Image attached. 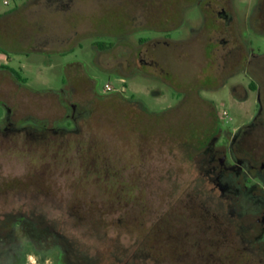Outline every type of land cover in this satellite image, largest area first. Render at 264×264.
<instances>
[{
    "label": "rangeland",
    "instance_id": "rangeland-1",
    "mask_svg": "<svg viewBox=\"0 0 264 264\" xmlns=\"http://www.w3.org/2000/svg\"><path fill=\"white\" fill-rule=\"evenodd\" d=\"M254 1L232 0L234 21L241 25L250 57L264 55V17H256L253 32L243 27L245 5ZM223 3L226 0H163L162 28L151 20L149 27L160 29L127 34L120 30L118 19L120 8L128 4L0 0V101L16 109L19 117L57 121L64 114V96L51 91L70 84L79 92L87 85L103 90L108 84L124 88V96L133 98L132 105L95 103L96 111L82 131L65 137L73 142L102 140L104 155L133 162L131 169L121 161L118 164L123 183L130 173L135 178L132 202L124 204L127 196H121L116 206L92 202L90 210L82 213L84 223H76L73 212L69 217L47 211L64 220L69 242L80 246L85 260L96 264H264L255 252L248 255L246 245L230 231L226 204L203 180L199 159L189 153L188 144H197L204 132L201 123L208 119L209 107L225 121L222 113H228L229 124L243 118L246 109L254 111V96L249 93L245 103L230 100L232 86L240 83L246 88L248 79L241 64L234 65L220 48L226 25L216 11ZM140 40L147 42L142 49ZM140 52L145 60L137 55ZM5 68L12 69L19 81L10 79ZM90 97L86 91L75 94L72 101L82 103ZM65 149L61 155L67 162L54 164L57 169L52 170L49 158L35 167L25 157H10L7 150L0 159V182L28 174L47 179V172L56 171L55 183L65 187L63 178L78 174L79 164L71 161L80 155L77 148ZM16 198L0 196V219L10 213L6 204L18 203ZM107 198L116 203L118 197ZM73 199L54 195L34 203L66 204ZM98 215L101 227L92 225ZM43 264H52V259Z\"/></svg>",
    "mask_w": 264,
    "mask_h": 264
},
{
    "label": "flooded vegetation",
    "instance_id": "flooded-vegetation-1",
    "mask_svg": "<svg viewBox=\"0 0 264 264\" xmlns=\"http://www.w3.org/2000/svg\"><path fill=\"white\" fill-rule=\"evenodd\" d=\"M109 1L129 5L120 8L122 17L118 19L120 30L124 33L142 34L152 29H160L166 20L162 9L163 0ZM233 7L232 0H226L216 11V17L224 20L226 25L223 28L226 38L219 39V43L234 65L241 64L248 84L244 88L240 83H235L230 91V100L232 103H245L249 93L254 96V111L250 113L251 110L246 109L243 118L229 124L228 113L225 121L218 112H213L209 107L208 119L201 123L203 134L197 139V144L190 142L188 146L192 151L189 152L191 158L199 159L198 168L203 180L213 190L218 191L219 199L226 204L229 215L226 225L230 231L235 232L239 243L246 245L244 249L246 252L248 250V255L255 252L258 257L264 258V55L250 57L249 44L240 35L241 25L234 21ZM257 16L260 19L264 17V0H255L245 5L244 29L255 31ZM151 20L160 28H156L153 23L154 27H149ZM145 45L147 42L140 40L139 48L142 49ZM137 55L145 60L144 53ZM4 70L11 75L10 79H18L12 69ZM120 81L124 83L123 78ZM86 91L91 97L85 102L72 101L75 94ZM124 91V88L115 87L104 91L87 85L79 92L72 84L58 91H51L54 95L64 96L61 102L64 114L53 123L21 118L16 109L0 101V159L7 156V150H11L10 157H25L35 167H39V164L49 158L53 163L49 168L52 170L57 169L54 164L67 162L66 157L62 158L61 155L63 149L77 148L80 154L71 161L79 164L78 174L71 178L62 175L65 177V187L55 183L54 179L57 177L54 176L58 173L56 171L47 172L48 180L33 174H28L25 178H2L0 196L14 195L18 203L13 207H10L13 204H6V211L10 213L4 214L0 219V264H35L32 263L35 262L32 258L42 264L47 258L52 259V264H96L94 261L85 260L80 246L71 245L64 229V220L49 216L47 211L66 213L69 217H77L76 223H84L87 220L82 213L90 210L92 202L100 203L99 206L103 205L102 202L104 205L116 206L121 196H127L124 204L135 199V178L130 173V176H126L129 182L123 183L118 167L121 161L131 169L132 161L104 155L105 145L99 139L93 142L65 140V137L82 131L83 126H86L85 122L96 111L93 106L95 103L132 105L133 98L124 96ZM22 153L26 155L23 156ZM68 158L70 161V157ZM54 195L73 196L76 200L66 204L34 203L35 199ZM108 196H117L116 203L110 204ZM7 206L10 208L7 209ZM69 212H73L72 216ZM100 217L98 215L92 225L101 227ZM245 254L243 253L244 256Z\"/></svg>",
    "mask_w": 264,
    "mask_h": 264
},
{
    "label": "built area",
    "instance_id": "built-area-1",
    "mask_svg": "<svg viewBox=\"0 0 264 264\" xmlns=\"http://www.w3.org/2000/svg\"><path fill=\"white\" fill-rule=\"evenodd\" d=\"M111 89H112V87L110 85H108V84L104 85V88H103L104 91H110ZM222 114L224 116H226V112L225 111Z\"/></svg>",
    "mask_w": 264,
    "mask_h": 264
},
{
    "label": "trees",
    "instance_id": "trees-1",
    "mask_svg": "<svg viewBox=\"0 0 264 264\" xmlns=\"http://www.w3.org/2000/svg\"><path fill=\"white\" fill-rule=\"evenodd\" d=\"M12 72H13L14 76H15V77H17V76L15 75V73H14V71H13V70H12ZM16 80H18V81H19V79H16Z\"/></svg>",
    "mask_w": 264,
    "mask_h": 264
}]
</instances>
